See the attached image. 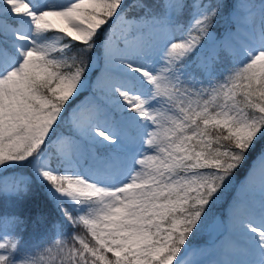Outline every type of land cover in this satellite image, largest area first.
Wrapping results in <instances>:
<instances>
[{
  "label": "snow or ice",
  "instance_id": "6c2138e0",
  "mask_svg": "<svg viewBox=\"0 0 264 264\" xmlns=\"http://www.w3.org/2000/svg\"><path fill=\"white\" fill-rule=\"evenodd\" d=\"M5 195L0 264H264V0H0Z\"/></svg>",
  "mask_w": 264,
  "mask_h": 264
},
{
  "label": "trees",
  "instance_id": "16d2710c",
  "mask_svg": "<svg viewBox=\"0 0 264 264\" xmlns=\"http://www.w3.org/2000/svg\"><path fill=\"white\" fill-rule=\"evenodd\" d=\"M230 28V23L228 21L227 15L222 16L220 18V21L217 25L216 31L219 32L220 34L224 33L226 30ZM91 75V73H90ZM21 173V172H20ZM43 195V193H36V199L33 200L28 204V208L31 209L36 206L43 207L44 206V201L40 198ZM20 204L13 200L10 195H5V196H0V212H14V211H19L20 210ZM226 210V204L223 206H219V210L216 213L217 215H223ZM206 228V227H205ZM205 228H203L199 233L196 234L195 238L192 240V243H197L200 241L204 240V231Z\"/></svg>",
  "mask_w": 264,
  "mask_h": 264
},
{
  "label": "rangeland",
  "instance_id": "374dc122",
  "mask_svg": "<svg viewBox=\"0 0 264 264\" xmlns=\"http://www.w3.org/2000/svg\"><path fill=\"white\" fill-rule=\"evenodd\" d=\"M224 33H222V34H224ZM95 58H97V59L99 58V54L98 53L96 54ZM94 67H95V65H94ZM21 175H22V173H20V172H17V173H14V174H9L7 176V180L10 183L12 180L20 178ZM218 216H220V215H218ZM215 237H216V231H214L211 227H206L205 231H204V240L200 241V242H197V243H192V245L193 246H198V245H203L205 243H211L215 239Z\"/></svg>",
  "mask_w": 264,
  "mask_h": 264
}]
</instances>
